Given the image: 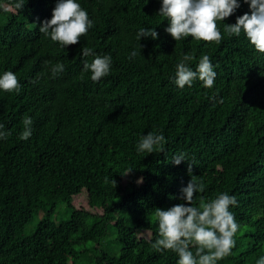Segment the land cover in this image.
I'll return each instance as SVG.
<instances>
[{"label":"trees","instance_id":"1","mask_svg":"<svg viewBox=\"0 0 264 264\" xmlns=\"http://www.w3.org/2000/svg\"><path fill=\"white\" fill-rule=\"evenodd\" d=\"M16 2L0 0V75L13 72L20 83L18 93L0 91L9 133L0 139V264H177L175 253L151 248L154 209L184 202L189 165L205 186L194 205L224 192L237 199L236 246L218 264H256L264 255V54L243 33H224L249 5L238 0L217 22L220 43L208 44L173 40L158 15L162 0H77L93 26L63 48L39 32L57 0H25L22 10ZM141 28L158 38L138 41ZM185 54L193 70L210 57L212 88L176 86ZM105 55L110 73L93 82L84 63ZM57 63L64 71L53 77ZM25 117L33 121L26 141ZM149 132L165 137L162 153H138ZM178 153L186 156L177 166ZM79 198L88 207H76Z\"/></svg>","mask_w":264,"mask_h":264},{"label":"clouds","instance_id":"2","mask_svg":"<svg viewBox=\"0 0 264 264\" xmlns=\"http://www.w3.org/2000/svg\"><path fill=\"white\" fill-rule=\"evenodd\" d=\"M250 7V14L245 13L237 17L235 24L224 23V33L239 37L242 33L254 47L255 51L264 54V0H243ZM25 0H17L14 7L22 10ZM240 7L238 0H162L159 16L166 18L168 27L165 31L175 41L191 37L195 41L204 43H220L222 34L219 21H225ZM11 10V9H9ZM93 26L88 13L77 0H57L51 14V19L42 22L39 32L49 37L52 42L67 48L80 42L82 36L87 35ZM141 37L158 38L155 28L151 30L141 28L137 33V40ZM84 57L92 55V50L82 48ZM137 53L133 51L131 57ZM194 57L185 54L176 66L175 84L183 89L191 87L194 81L202 82L206 89L214 85L216 72L208 55H202L193 70L188 62ZM112 57L110 55L96 56L90 63L85 62L84 72H89L90 79L98 82L110 73ZM47 63V62H46ZM64 71V65L57 63L51 68L53 77ZM20 83L13 72L0 75V91L19 92ZM32 119L25 117L22 121L23 130L19 139L28 140L32 135ZM0 124V139H7L9 133ZM165 137L162 134L149 132L141 137L137 144L138 153L154 151L163 152ZM185 153H178L172 158V163L180 165L185 161ZM188 174L191 179L186 187L181 189L183 203L176 204L167 210L154 209V216L158 226V238L151 244L155 252L171 251L178 256L177 264H218L219 261L231 255L236 246V234L240 225L230 211L237 205L234 195L227 192L220 193L215 198L205 200L199 198V204L193 200L197 193H203L205 186L197 183L192 176V165ZM115 183V181H114ZM256 264H264V255L256 260Z\"/></svg>","mask_w":264,"mask_h":264},{"label":"rangeland","instance_id":"3","mask_svg":"<svg viewBox=\"0 0 264 264\" xmlns=\"http://www.w3.org/2000/svg\"><path fill=\"white\" fill-rule=\"evenodd\" d=\"M74 205H76V207H81V206L88 207V203L86 202V199H84V198H79L77 200H74ZM39 218H40V216H37V219L36 220H38ZM109 236H111V234ZM113 238H114V236H111L109 238H106L104 240V243L106 245L113 243L114 242L113 241ZM112 245H114V244H112Z\"/></svg>","mask_w":264,"mask_h":264}]
</instances>
